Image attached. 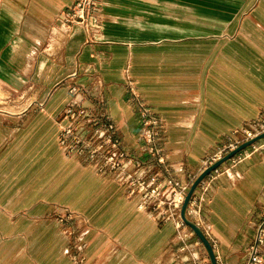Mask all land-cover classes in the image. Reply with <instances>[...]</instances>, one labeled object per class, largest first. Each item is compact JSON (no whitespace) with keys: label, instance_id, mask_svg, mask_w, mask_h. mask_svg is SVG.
<instances>
[{"label":"crops","instance_id":"obj_1","mask_svg":"<svg viewBox=\"0 0 264 264\" xmlns=\"http://www.w3.org/2000/svg\"><path fill=\"white\" fill-rule=\"evenodd\" d=\"M230 1L99 0L87 28H67L75 0H0V264H169L171 222L139 209L114 174L66 156L60 125L79 100L115 124L145 180L169 171L191 183L264 114V0ZM129 83L163 121L165 166L140 142ZM223 170L198 217L221 264H246L264 148Z\"/></svg>","mask_w":264,"mask_h":264},{"label":"built area","instance_id":"obj_2","mask_svg":"<svg viewBox=\"0 0 264 264\" xmlns=\"http://www.w3.org/2000/svg\"><path fill=\"white\" fill-rule=\"evenodd\" d=\"M100 6L99 0H75L74 6L62 14L63 26L70 28L73 25H83L87 28L89 19L99 11ZM128 86L130 102L140 120V142L151 158L155 159L159 165L165 166L164 150L159 146L163 138V121L145 102L133 84L129 83ZM70 93L76 98V95L80 96L81 89L74 86ZM80 102L77 100L74 106H69L64 112L58 139L63 153L69 157L85 160L99 173L114 174L119 183L128 187L130 196L140 197L139 209L159 211L162 217L170 219L174 212L184 204L190 187L194 183L193 180L191 183L182 184L166 169L169 176L164 180L154 179L150 182L145 180L141 172L143 166L141 160L133 156L124 146L122 139L117 136L118 129L115 124L104 116H93L91 112L80 105ZM262 131L264 132V116L250 129H242L246 140L253 139ZM240 142L230 137L227 146L218 149L207 160L206 167L213 166L224 155L235 150ZM238 159L241 158L238 157L234 160L235 164ZM214 173L218 174V169ZM201 185L204 186L200 197L202 203L205 201L210 181L202 182ZM248 255L247 264H264V211L256 228L255 241L250 246Z\"/></svg>","mask_w":264,"mask_h":264},{"label":"rangeland","instance_id":"obj_3","mask_svg":"<svg viewBox=\"0 0 264 264\" xmlns=\"http://www.w3.org/2000/svg\"><path fill=\"white\" fill-rule=\"evenodd\" d=\"M230 2L231 3L240 2V3H242V5L244 3L247 4L248 2H250L249 5H247V6H250L252 3V0L251 1L250 0H233ZM231 5L233 6V4H231ZM256 6H260V3H257ZM232 10L235 11L234 8ZM232 12H231V14H232ZM249 17H250L249 14L243 15L242 20L243 21L248 20ZM55 34L56 35L59 34L61 38L63 37V35H61L60 31L56 30ZM263 116H264V114L259 116L258 120H261ZM257 121H255L250 126H254ZM250 126L246 127L245 129H250L251 128ZM236 136L238 138H236L235 136H232L233 139H237L238 141H241L240 145L236 149H238L240 146H242L243 144H245L247 142L253 141V143L251 145H249L246 149L239 152L233 158H231L230 160L223 163L218 168V171H219L218 174L214 173V171L216 170L215 169L202 182L207 183L210 181V183H211L215 177L222 174V172L224 171L223 170L224 166L229 165V164L231 166H235L239 163H242L247 159L248 156H252L253 153L261 151L264 148L263 147L264 146V137H262V136H264L263 131L259 132V134H257L256 137H253V139H249V140H246V136L243 134L242 131L237 132ZM227 144H228V142H226V144L224 146H227ZM224 146H222L221 148H223ZM233 151H231V152H233ZM231 152L224 155L223 158L228 156ZM240 155H241V157H240ZM238 157L241 159H238L237 163L235 164L234 160H236ZM206 169H208V167H206ZM200 175L195 177L196 179L193 178L194 183L192 184V186L196 183V181L198 180ZM201 183L197 186L195 192L193 193L191 200H190V202L187 206V209L185 211L184 216H182V210H183V206H184L185 202L180 207V209H178L174 212V215L170 219H167V217L157 219L160 226L165 225L166 222H171V224L174 228V232H173L174 235L172 234L174 237L172 238L171 242L169 244H167L168 245V248H167L168 252L165 251V248H164V251L166 252V254L163 255L165 260L169 261V264H221V262L219 260V256L217 254V244L210 237V233L203 226V224H201V222L199 221V217H198V215L201 212V207L203 204V202L202 203L200 202V197L203 193V187H204L203 185H201ZM192 186L190 187V190H191ZM189 192H188V194H189ZM258 224H256L255 229L257 228ZM194 227L197 228L201 232L202 237L207 241L208 245L211 247V251L209 250V248L205 244L204 240L196 232ZM248 259H249V256H248ZM247 262H248V260H247Z\"/></svg>","mask_w":264,"mask_h":264},{"label":"water","instance_id":"obj_4","mask_svg":"<svg viewBox=\"0 0 264 264\" xmlns=\"http://www.w3.org/2000/svg\"><path fill=\"white\" fill-rule=\"evenodd\" d=\"M264 137V136H262ZM260 139V138H259ZM253 143L252 142H247L245 144H243L242 146H240L238 149L234 150L233 152H231L228 156H226L225 158H223L222 160L218 161L216 164H214L213 166H211L210 168L206 169L198 178V180L196 181V183L192 186L189 194L186 197L185 200V204L183 206V210H182V216H184L185 211L187 209V206L191 200V197L193 195V193L195 192L197 186L207 177L211 174V172H213L215 169H218L223 163H225L226 161L230 160L231 158H233L235 155H237L239 152H241L242 150L246 149L249 145H251ZM194 229L196 230V232L200 235V237L204 240L205 244L207 245V247L209 248V250L211 251V247L208 245L207 241L202 237L201 232L194 227Z\"/></svg>","mask_w":264,"mask_h":264},{"label":"bare ground","instance_id":"obj_5","mask_svg":"<svg viewBox=\"0 0 264 264\" xmlns=\"http://www.w3.org/2000/svg\"><path fill=\"white\" fill-rule=\"evenodd\" d=\"M59 30H60V32H63L64 34H67L65 30H61V29H59Z\"/></svg>","mask_w":264,"mask_h":264}]
</instances>
